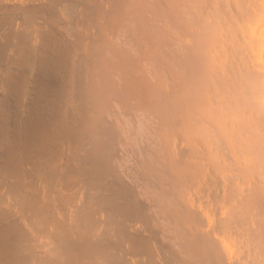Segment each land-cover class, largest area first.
I'll list each match as a JSON object with an SVG mask.
<instances>
[{
  "label": "bare ground",
  "instance_id": "1",
  "mask_svg": "<svg viewBox=\"0 0 264 264\" xmlns=\"http://www.w3.org/2000/svg\"><path fill=\"white\" fill-rule=\"evenodd\" d=\"M0 264H264V0H0Z\"/></svg>",
  "mask_w": 264,
  "mask_h": 264
}]
</instances>
